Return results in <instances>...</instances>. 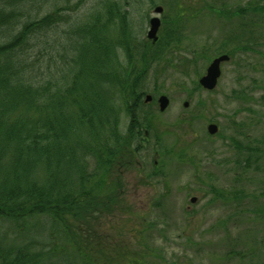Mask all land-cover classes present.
<instances>
[{"label": "trees", "instance_id": "obj_1", "mask_svg": "<svg viewBox=\"0 0 264 264\" xmlns=\"http://www.w3.org/2000/svg\"><path fill=\"white\" fill-rule=\"evenodd\" d=\"M85 1L0 0V264H120L131 254L103 219L124 210L123 175L143 168L151 136L158 150L151 113L140 115L145 68L176 61L185 72L207 56L200 48L176 59L180 21L203 7L174 0L152 43L130 33L129 9L155 0H93L78 14ZM219 1L205 7L225 19L264 12L252 0L234 9ZM239 37L224 39L217 55L231 58ZM166 126L187 133L182 123Z\"/></svg>", "mask_w": 264, "mask_h": 264}, {"label": "rangeland", "instance_id": "obj_2", "mask_svg": "<svg viewBox=\"0 0 264 264\" xmlns=\"http://www.w3.org/2000/svg\"><path fill=\"white\" fill-rule=\"evenodd\" d=\"M155 1L129 9L131 28L132 22L135 26L129 31L139 41L146 39L154 6L163 8L157 37L163 34V19L175 13L170 8L174 0ZM180 1L204 10L180 21L182 50L176 59L200 48H206L207 56L185 72L176 61L163 71L154 64L145 68L142 86L154 101L142 104L140 115L151 113L152 134L160 137L158 150L151 149L155 141L151 136L150 148L141 155L143 168L132 166L123 175L124 210L106 216L103 223L120 229L128 252L136 257L127 261L130 254L120 264H264V247L258 244L261 236L264 239V220L255 214L264 212V195L260 194L264 144H259L264 140V12L244 14L243 20L225 19L205 7L218 6L219 0ZM223 1L230 9L248 2ZM252 1L264 6V0ZM92 4L93 0H86L77 13L87 12ZM231 35H241V48L221 63L216 86L194 88L223 40ZM234 46L230 42L227 48ZM161 93L169 98L163 112L156 104ZM178 122L186 127V134L182 126L164 131L166 125L178 127ZM208 123L217 125L214 134L207 132ZM139 137L138 142L144 139ZM248 153H253L249 164L241 165ZM151 172L158 175L149 180ZM192 196L196 199L191 202Z\"/></svg>", "mask_w": 264, "mask_h": 264}, {"label": "water", "instance_id": "obj_3", "mask_svg": "<svg viewBox=\"0 0 264 264\" xmlns=\"http://www.w3.org/2000/svg\"><path fill=\"white\" fill-rule=\"evenodd\" d=\"M162 6L156 5L153 8V12L155 15L151 16L149 19V27L146 33L147 38L152 39L153 41L156 40V32L160 24V18L158 17V14L161 13ZM227 54H220L216 57H214L209 64L207 65L205 69V73L199 77L198 83L205 89L211 90L216 86L217 79L220 75V63L223 61L228 60ZM151 95L146 94L145 100H150ZM157 103L160 111H163L168 103L169 98L165 94H160L157 97ZM187 101L183 102V106H187ZM206 130L208 133L213 134L217 130V125L215 123H208L206 126ZM191 201H195V197L190 198Z\"/></svg>", "mask_w": 264, "mask_h": 264}, {"label": "flooded vegetation", "instance_id": "obj_4", "mask_svg": "<svg viewBox=\"0 0 264 264\" xmlns=\"http://www.w3.org/2000/svg\"><path fill=\"white\" fill-rule=\"evenodd\" d=\"M146 39H147V37H145ZM152 43H153V41H151ZM143 97H142V103L143 104H151L153 101H154V97L153 96H151V99L150 100H145V94L144 95H142ZM157 100V99H156ZM157 102V101H156ZM157 104V106H158V103H156ZM147 130H145L144 131V135H147V132H146ZM141 143H142V141H141ZM154 163H156V160L154 161Z\"/></svg>", "mask_w": 264, "mask_h": 264}]
</instances>
